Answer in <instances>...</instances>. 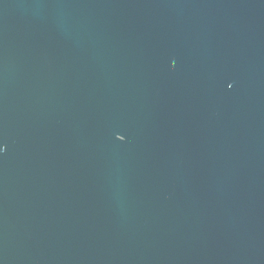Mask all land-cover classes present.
Returning <instances> with one entry per match:
<instances>
[{
	"label": "water",
	"instance_id": "water-1",
	"mask_svg": "<svg viewBox=\"0 0 264 264\" xmlns=\"http://www.w3.org/2000/svg\"><path fill=\"white\" fill-rule=\"evenodd\" d=\"M0 264H264V0H0Z\"/></svg>",
	"mask_w": 264,
	"mask_h": 264
}]
</instances>
